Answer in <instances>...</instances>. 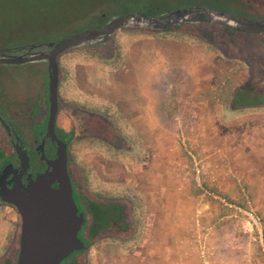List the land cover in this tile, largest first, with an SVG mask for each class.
<instances>
[{
	"label": "rangeland",
	"instance_id": "1",
	"mask_svg": "<svg viewBox=\"0 0 264 264\" xmlns=\"http://www.w3.org/2000/svg\"><path fill=\"white\" fill-rule=\"evenodd\" d=\"M123 1L0 0V111L24 124L22 115L14 112L37 104L48 73L47 61L41 58L52 43L97 28L96 24L103 27ZM129 1L131 11L149 6L159 7L163 14L180 8L213 10L221 2L226 17L263 28L255 33L235 32L217 16L207 22H181L192 24L181 32L134 30L128 27L157 28L128 24L106 38L60 53L56 58L60 99L72 113L78 108L86 111V136L71 145L67 169L74 200L87 217L78 233L86 248L61 264L68 260L66 264L73 260L78 264L81 256L84 264H104L97 262L102 252L95 243L110 238L108 233L123 240L122 253L130 254L139 238L138 222L147 213L145 196L159 188H169L171 233L180 234L187 264H264V145L260 144L264 141V0ZM145 38L186 46L189 63L196 61L193 66H172L170 74L160 75L161 88L169 92L156 100V111L162 112L159 120L166 128L154 134L134 129L129 122L132 113L122 114L121 101L116 100L118 106L107 104L104 90L103 97L86 92L82 103L76 85L83 81L79 74L83 61L101 76L109 66L103 59L115 54L116 62L109 67L117 71L127 57L124 50ZM192 81L197 82L195 88L201 82V93L192 94ZM0 135L4 138L1 128ZM0 144L5 142L0 139ZM108 202L122 210L104 230ZM249 210L260 223L251 231L245 224ZM19 230L16 209L0 203L2 264L16 263ZM111 256L109 264L126 262L116 263L118 255Z\"/></svg>",
	"mask_w": 264,
	"mask_h": 264
},
{
	"label": "water",
	"instance_id": "2",
	"mask_svg": "<svg viewBox=\"0 0 264 264\" xmlns=\"http://www.w3.org/2000/svg\"><path fill=\"white\" fill-rule=\"evenodd\" d=\"M173 10L166 15L152 17L140 12L127 13L114 17L103 27L86 29L52 43L51 48L42 56L47 61L49 78V107L51 117L56 109L58 65L56 58L66 49L86 43L96 38H106L128 24H147L154 28H167L185 21H211L212 17H221L230 27L243 32H259L254 24L241 23L226 17L222 11L211 8ZM220 13V14H219ZM231 22L235 26H231ZM52 146L51 157L46 156L45 142L38 146V155L31 169L26 148L20 144L12 152L18 159V165L8 161L0 169V201L13 206L20 217L18 252L15 264H61L71 253L84 249L79 231L86 226L87 217L78 210L73 198L71 178L67 169L66 143L58 139L52 125L47 128ZM54 146V147H53ZM53 147V148H52ZM52 148V149H51ZM13 158V157H12ZM15 160V159H12ZM3 165V164H2ZM1 165V166H2ZM11 174L10 180L3 181ZM25 174L24 180L21 176ZM7 187L6 184H10Z\"/></svg>",
	"mask_w": 264,
	"mask_h": 264
},
{
	"label": "crops",
	"instance_id": "3",
	"mask_svg": "<svg viewBox=\"0 0 264 264\" xmlns=\"http://www.w3.org/2000/svg\"><path fill=\"white\" fill-rule=\"evenodd\" d=\"M124 51L127 52V57L122 60L121 66H119L117 71L109 67L112 66L111 64H115L114 61L116 62L115 54L110 58H101L105 63L109 64L108 67L106 66L107 68H103L104 72L101 73V76L95 73L93 66L86 68V61H83L85 57H83L82 68L79 70L83 81H78L76 84L77 91L84 98L82 103L86 101V92L90 95L96 94L103 97L101 91L103 92L104 90V98L108 100L107 104L108 102L117 104L116 100L121 101L120 109H122V114L130 113L131 115L132 113L129 122L133 125L134 129L138 131L146 130L152 132V134L155 131L165 130L166 126L159 120L162 112L156 111V100L162 98L163 94L169 91L161 88L160 75L170 74L172 66H186L187 64L193 66V62L195 63L196 61L189 63L188 56H190V51L186 46L173 42L165 43L160 40H148L146 38L141 40V42H132ZM71 53L75 54V52ZM58 68L60 71L59 66ZM193 73V75L199 77V71L194 70ZM193 84L194 89H191L192 94L201 93V82L196 88L197 82H193ZM64 90L66 93H69L66 85L64 86ZM69 99L75 101L71 96ZM133 114L135 115L133 116ZM260 144L261 146L264 145V141ZM161 159L165 158L162 157ZM161 189L159 188L155 192H151L149 194L150 197L148 195L145 196L144 200L147 205L145 213L146 211L147 213L137 225L138 230L136 234L139 238L135 241L136 245L133 247L135 250L132 249L133 251H130L128 255L122 253L121 245H123L124 241H119L117 237L108 233L106 236L110 238H105L95 243L102 252V254L97 256L99 258L97 262L102 261L104 264H107L106 262L112 257L111 255H118L115 259L116 263L122 259L126 261L123 264H136L134 261H137V264L189 263V259H187V255L183 251L184 248L180 246V234H177V232L176 234L171 233V222L168 215V211L171 210L166 203V200L169 201L167 194L169 188ZM141 190L144 189L141 188ZM144 191H147V189ZM103 227L106 230V228L111 226L104 223ZM89 250H92V245L89 246ZM78 259V264H84L82 256ZM86 264H88V261H86Z\"/></svg>",
	"mask_w": 264,
	"mask_h": 264
},
{
	"label": "flooded vegetation",
	"instance_id": "4",
	"mask_svg": "<svg viewBox=\"0 0 264 264\" xmlns=\"http://www.w3.org/2000/svg\"><path fill=\"white\" fill-rule=\"evenodd\" d=\"M47 72H48V67H47ZM43 78H44L43 90L37 104L35 106H31L28 111L17 110L14 112V114L17 117H19V115H22V117L26 120L25 123L23 122L24 124L18 123L14 119L10 120L8 118L6 110L0 111V128L4 132L3 135L4 138H2L0 135V139H2L3 142H5L3 146H7V148H9L6 151V149H3L2 148L3 146L0 144V151L3 152V157L2 160L0 161L1 162L0 169L4 168V166H6L8 161L12 163L14 162L13 166L18 165V159L16 156H14L12 152L14 151L15 146L19 144L23 148H26L29 156V168L27 169V173L31 169V165H33L34 161L37 159L32 155L31 149H33L34 153L38 155L39 153L38 146L41 143L45 142L44 145H46V148H44L45 150L44 152L46 153V156L51 157L50 154L52 152L50 150V147L52 146V142L47 134L48 133L47 128L50 125L54 127V133L56 137L66 143L67 162H68L69 150L73 142L77 140V138L82 139L83 137L86 136L85 130L83 131V129H85L83 127L86 126V111L82 109L78 110L79 109L78 108L76 109V113L74 111L72 113V110L68 109L69 104L62 103V99H60L58 92L56 97V102H57L56 109L51 117L50 107H49L48 73L47 76H44ZM81 132L82 135L80 136ZM25 176L26 175L23 174L21 176V179L24 180ZM10 177L11 174L8 175L6 178H4L3 181L6 183V181L10 180ZM6 185L7 187H10L11 183ZM0 203L3 202L0 201ZM77 208L78 210H81V208L78 205ZM85 248L86 247H84V249ZM75 256L79 257V254ZM67 262H65L64 264H66ZM69 264H72V261H70Z\"/></svg>",
	"mask_w": 264,
	"mask_h": 264
},
{
	"label": "trees",
	"instance_id": "5",
	"mask_svg": "<svg viewBox=\"0 0 264 264\" xmlns=\"http://www.w3.org/2000/svg\"><path fill=\"white\" fill-rule=\"evenodd\" d=\"M118 4H120L121 6H122V8L120 9V11H117V13L115 14V13H113L110 17H108V19H107V22H109L111 19H113L114 17H117V16H119V15H123V14H127V13H134V11H131L130 9H131V7L133 8V6H131V2L129 1V0H125V1H123V2H120V3H118ZM220 5H218V8H214V6H216V5H211V7L212 8H214V10H217V11H222V12H224V7H225V3H219ZM223 6V7H222ZM191 8V7H190ZM220 8V9H219ZM181 9V8H180ZM195 9H197V8H195ZM173 10H175V9H171L170 11H168L167 13H169V12H171V11H173ZM137 12H140V13H142V14H144V15H147V16H152V17H159V16H162V15H166L167 13H164L163 14V12L161 11V9L158 7H149L148 6V8H144L143 10H141V11H137ZM192 24H188V23H185V24H179L178 26H171V27H167V28H162L161 30H158V29H153V30H149V29H146V28H137V27H128V29H134V30H145V31H150V32H159V31H175V32H181L182 30H183V28L184 27H186V29H188L190 26H191ZM95 27H97V28H99V27H101L100 25H94ZM236 27L237 26H235V32H240L241 30H238V29H236ZM241 33H243L242 31H241ZM2 157H3V152L2 151H0V161L2 160ZM0 164H1V162H0ZM73 188V187H72ZM126 205V204H125ZM121 206H123V205H121ZM108 207H109V210H108V213H107V216H108V226H109V224H110V226H112V224H114L115 222H116V220H115V214H116V212L118 211L119 212V210H122L121 208L119 209V210H117V209H115L116 207L114 206V205H111V202H108ZM126 207V206H125ZM82 210H84V209H82ZM113 218H114V220H113ZM111 222V223H110ZM106 223V224H107ZM76 252H79V251H76ZM74 253V252H73ZM73 253H71L70 255H72ZM69 255V256H70ZM68 256V257H69ZM67 257V258H68ZM4 258V257H3ZM2 258V259H3ZM66 259H64L62 262H64ZM61 262V263H62ZM73 262V261H72ZM0 264H2V260L0 261ZM73 264V263H72Z\"/></svg>",
	"mask_w": 264,
	"mask_h": 264
},
{
	"label": "built area",
	"instance_id": "6",
	"mask_svg": "<svg viewBox=\"0 0 264 264\" xmlns=\"http://www.w3.org/2000/svg\"><path fill=\"white\" fill-rule=\"evenodd\" d=\"M245 216H246L245 224L248 231H251L254 228L257 229L260 224L257 216L251 210L246 211Z\"/></svg>",
	"mask_w": 264,
	"mask_h": 264
}]
</instances>
